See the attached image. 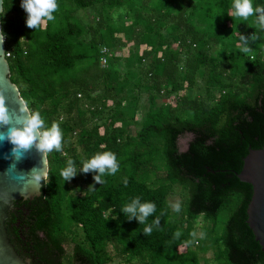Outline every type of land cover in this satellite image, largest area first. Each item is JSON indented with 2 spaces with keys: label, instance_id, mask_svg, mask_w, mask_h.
Listing matches in <instances>:
<instances>
[{
  "label": "trees",
  "instance_id": "1",
  "mask_svg": "<svg viewBox=\"0 0 264 264\" xmlns=\"http://www.w3.org/2000/svg\"><path fill=\"white\" fill-rule=\"evenodd\" d=\"M20 2L3 0L0 14L10 79L42 130L57 123L62 138L60 151L46 152L40 196L8 211L16 251L30 264H109L113 256L124 264H264L246 223L252 187L236 175L249 149L264 146L257 14L232 17V0H56L54 20L33 29ZM79 9L91 10V22ZM196 73L203 85L192 95ZM186 133L192 137L180 151ZM104 151L115 154L119 170L101 183L95 170L82 169ZM68 160L75 174L63 179ZM77 176L85 185L73 192ZM175 186L184 190L178 218L168 201ZM135 197L156 206L150 234L122 211ZM222 211L223 235L211 242L212 260L201 261L207 247L194 250L189 237L207 231L198 218L208 223Z\"/></svg>",
  "mask_w": 264,
  "mask_h": 264
},
{
  "label": "water",
  "instance_id": "2",
  "mask_svg": "<svg viewBox=\"0 0 264 264\" xmlns=\"http://www.w3.org/2000/svg\"><path fill=\"white\" fill-rule=\"evenodd\" d=\"M3 0H0V14ZM1 30V22H0ZM0 97L8 116L7 122H0V133L22 128L31 115L16 84L10 79L8 61L5 57L4 38L0 42ZM192 135L185 136L179 143V150L186 149ZM38 139L26 149L18 150L7 138L0 141V264H30L28 257L21 256L11 243L5 226L8 211L20 199L32 200L41 194L42 180L48 173L46 152L38 147ZM43 173L36 184L32 177ZM237 178L252 187V195L246 208V223L254 239L264 249V146L249 149Z\"/></svg>",
  "mask_w": 264,
  "mask_h": 264
},
{
  "label": "clouds",
  "instance_id": "3",
  "mask_svg": "<svg viewBox=\"0 0 264 264\" xmlns=\"http://www.w3.org/2000/svg\"><path fill=\"white\" fill-rule=\"evenodd\" d=\"M20 7L25 11L26 26L29 28H37L42 20H54L53 13L57 10L56 0H21ZM255 15V22L261 30H264V6L257 5L253 7L252 0H232L231 16L247 20V18ZM3 31L0 30V42L3 39ZM242 39V38H241ZM240 51L247 53L246 47H241ZM8 116L6 109L3 106V98L0 97V122H7ZM43 120L37 113H32L24 122L22 128L12 129L6 135L0 133V141L7 138L18 150L28 148L34 140L38 139V147L44 152H51L53 149L60 151L62 133L57 123H52L51 127L42 130ZM83 171L95 170L99 175L95 176V180L103 183L102 177L105 174L111 176L119 170V165L114 153L110 151L99 152L83 161ZM75 174V169L72 166V161H67V167L60 171V176L63 179H68ZM43 173L34 174L32 180L38 184ZM126 184L127 181H124ZM174 211H179V205H173ZM122 211L129 218L135 217L140 224H145L143 232L150 234L154 227H158L157 219L152 220L150 224H146L148 217L156 211V206L153 202H141L139 197L131 199L130 203L122 206ZM180 232L175 233L179 237Z\"/></svg>",
  "mask_w": 264,
  "mask_h": 264
},
{
  "label": "rangeland",
  "instance_id": "4",
  "mask_svg": "<svg viewBox=\"0 0 264 264\" xmlns=\"http://www.w3.org/2000/svg\"><path fill=\"white\" fill-rule=\"evenodd\" d=\"M76 13L84 21L88 20V22H91L90 21L91 20V18H90L91 10L79 9L76 11ZM122 50H123L122 54H124L126 52V49H122ZM200 78L201 77L199 76V74L196 73L194 75V81L196 84L191 89L192 95L198 94L202 90L203 81H201ZM182 91L183 90H181L180 93H182ZM173 96L169 97L168 99H164V100L165 101H172ZM131 129H132V131H134L135 126L132 125ZM100 131H102V128ZM189 135H192V134L186 133V134H184L178 138V148H179V143L181 142L182 138L185 136H189ZM76 178H77V181L75 183L73 181H70V186H71L73 192H78V191L82 190L83 185H85L81 179L80 180L78 179V178H80L79 176H77ZM152 178H154V176H152ZM163 183H164V181H163ZM169 195L170 196L168 197V201L170 204L171 211H172L174 217L178 218V217H180V210L178 212L174 211L173 205H179V208H180V205H181L182 201L184 200L181 198L182 195H184V190L182 189V187L180 188V186H175ZM187 197L188 196H186V200L184 201V207L186 206L185 202L187 201ZM226 218H227V213L225 211L220 212L215 220H209L208 223L203 221V219L201 217L198 218L197 227H201L204 225V226L208 227L209 229L207 228V231H205V232H199V230H197V232L195 233L194 236L192 234L190 235L189 242H191V244H192L190 247L194 248V250H196L198 252L200 250H202L203 248L207 247V249L204 253L199 254L201 261H203L202 259L212 260L213 251L215 250V248H214L213 244H211V242L215 238L218 239L223 235ZM194 239L199 240L200 243L199 244L194 243L193 242ZM71 247H72L71 245H65V250H66L67 254L71 253ZM220 247H221V243H220ZM179 249H180V251L186 250L184 248V246L179 247ZM111 254H113L112 251H111ZM109 264H124V262H123L121 257L113 256L112 261Z\"/></svg>",
  "mask_w": 264,
  "mask_h": 264
},
{
  "label": "built area",
  "instance_id": "5",
  "mask_svg": "<svg viewBox=\"0 0 264 264\" xmlns=\"http://www.w3.org/2000/svg\"><path fill=\"white\" fill-rule=\"evenodd\" d=\"M107 49L105 48V47H101V49H100V54H101V56H100V64L101 65H105V63H106V60H107V58H106V55H107ZM10 56V54H9V52H6L5 51V57H9Z\"/></svg>",
  "mask_w": 264,
  "mask_h": 264
}]
</instances>
